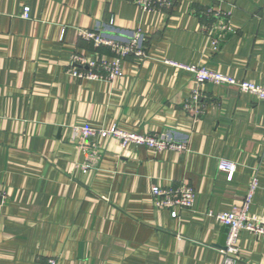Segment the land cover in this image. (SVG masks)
Here are the masks:
<instances>
[{
  "label": "crops",
  "instance_id": "obj_1",
  "mask_svg": "<svg viewBox=\"0 0 264 264\" xmlns=\"http://www.w3.org/2000/svg\"><path fill=\"white\" fill-rule=\"evenodd\" d=\"M209 8L233 27L218 45L203 30ZM138 30L147 55L127 54L121 78L68 71L76 54L115 55L82 31L127 40ZM171 62L264 86V0H178L162 12L136 0H0V264H264V238L247 230L238 254L223 255L229 231L208 215L240 207L257 178L249 213L264 221V101L207 82L196 118L184 104L199 86ZM112 126L188 149L78 131ZM221 159L236 164L231 179ZM182 184L197 193L193 208L155 205L152 187Z\"/></svg>",
  "mask_w": 264,
  "mask_h": 264
},
{
  "label": "built area",
  "instance_id": "obj_2",
  "mask_svg": "<svg viewBox=\"0 0 264 264\" xmlns=\"http://www.w3.org/2000/svg\"><path fill=\"white\" fill-rule=\"evenodd\" d=\"M178 0H136L140 8L147 12H162L171 8ZM205 15L209 19H213L208 24L203 25V30L211 38L214 45L219 44V38L227 33L233 31V27L227 20L228 15L225 12L209 8L205 11ZM22 17L30 18V7L25 6ZM82 35L88 39H92L96 46L107 45L114 51L115 55L112 58H89L83 55L73 56V66L69 68V72L79 78L98 79L105 81H113L123 76L121 67L122 60L127 54H134L137 57H146V52L142 49L141 42L143 40V33L141 31L135 32L130 39L117 40L116 38L107 36L104 33L94 31H82ZM170 64L177 66L183 70L192 72L195 78L197 87L190 98L184 104V108L189 111L194 117L200 118L205 112L204 94L200 90V86L207 82H214L216 84H233L237 85L242 92L255 95L258 99L264 101V86L255 84L247 80H237L236 78L224 74L222 72L214 71L206 66L184 65L171 62ZM82 138L94 136L97 133L108 135L118 139L123 148L131 144L144 145L156 151L176 150L186 151L188 147L184 142H176L166 136L159 134H136L126 132L116 126H112L107 130H97L92 127H82L78 129ZM219 168L228 174V179H231L236 171V164L232 161L221 159ZM83 169H86L84 166ZM258 187V180L255 178L247 192L243 204L233 210L213 214L209 212V216H214L218 222L228 227L229 232L224 248L220 249L223 255L238 254L239 252V237L242 230H247L254 233L256 236L264 238V221L260 218L251 216L250 206L253 200L254 192ZM152 197L155 205L158 208H169L173 215H177L178 208L191 209L196 200V191L188 184H182L178 187H159L151 188ZM8 194L4 189H0V208L3 207L7 201ZM57 258H49L46 264H57Z\"/></svg>",
  "mask_w": 264,
  "mask_h": 264
},
{
  "label": "water",
  "instance_id": "obj_3",
  "mask_svg": "<svg viewBox=\"0 0 264 264\" xmlns=\"http://www.w3.org/2000/svg\"><path fill=\"white\" fill-rule=\"evenodd\" d=\"M226 231H227V232L229 231L228 227H226ZM226 238H227V235L225 236V238H224L223 241L221 242V245H223V244L225 243Z\"/></svg>",
  "mask_w": 264,
  "mask_h": 264
}]
</instances>
